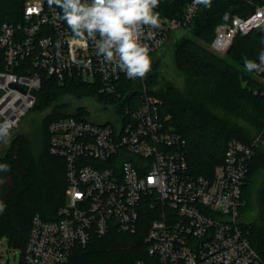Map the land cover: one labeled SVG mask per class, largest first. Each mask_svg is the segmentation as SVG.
<instances>
[{
	"label": "built area",
	"instance_id": "built-area-1",
	"mask_svg": "<svg viewBox=\"0 0 264 264\" xmlns=\"http://www.w3.org/2000/svg\"><path fill=\"white\" fill-rule=\"evenodd\" d=\"M246 1L250 12L217 25L214 53L225 56L238 35L264 27V2ZM200 6L189 0L180 17L160 15L155 38L142 40L150 53L172 30L188 28ZM59 12L48 0H22L14 19L0 24V123L14 122L11 132L35 106L44 76L76 78L106 95H120L121 79H130L97 55L94 41L76 37ZM255 73L264 82V72ZM139 89L141 104L123 113L119 96L106 100L115 122L70 115L49 124L50 152L66 160V200L54 220L34 215L21 264H74L94 237L115 229L136 234L141 225L149 258L131 264H264L240 212L259 137L252 144L231 140L212 177L197 175L186 140L159 115L162 100L143 80Z\"/></svg>",
	"mask_w": 264,
	"mask_h": 264
},
{
	"label": "trees",
	"instance_id": "trees-1",
	"mask_svg": "<svg viewBox=\"0 0 264 264\" xmlns=\"http://www.w3.org/2000/svg\"><path fill=\"white\" fill-rule=\"evenodd\" d=\"M188 1L160 0L154 11L180 17ZM21 6L22 0H0V24L13 20V13ZM252 9L246 0H212L210 9L201 5L188 27L191 35L175 42V62L188 78L185 88L180 90L166 83L153 90L151 85L158 84L154 75L147 77L145 84L151 94L162 100L159 115L168 117V125L186 140V157L197 175L212 177L216 167L223 163L231 140L252 144L259 137L242 188L240 212L251 244L264 260V82L255 72L248 73L244 68V58L259 63V53L264 50V27L238 35L225 56L203 44L213 41L219 23ZM121 81L120 95H106L76 78L59 82L55 77H43L32 110L48 111L42 115L37 132L33 136L18 132L8 149L1 147L4 153H0V164L9 165L10 171H0V179L5 180L0 184V201L6 204L5 211L0 213V238L7 236L10 245L24 250L34 215L54 220L65 203L66 160L50 152L49 124L64 116L84 118L89 116V110L79 106L77 112H67L66 103L60 98L93 95L100 101H114L119 96V112L123 113L126 105L137 108L142 100L141 80L123 77ZM239 119L253 124L260 135L249 132L237 122ZM251 212L255 214L249 219ZM146 249L143 234L115 229L78 249L74 264H131L139 256L148 259Z\"/></svg>",
	"mask_w": 264,
	"mask_h": 264
},
{
	"label": "clouds",
	"instance_id": "clouds-1",
	"mask_svg": "<svg viewBox=\"0 0 264 264\" xmlns=\"http://www.w3.org/2000/svg\"><path fill=\"white\" fill-rule=\"evenodd\" d=\"M194 5L211 8L212 0H193ZM160 0H48L49 7L60 10L59 20L82 39L94 41L96 53L130 79H143L151 71V48L142 40H153L155 29L161 27L160 13L154 11ZM147 27L145 33L143 29ZM259 63L244 58L246 72H264V50L259 53ZM14 122L0 123V144L11 141ZM0 171H10L7 164H0ZM5 183L0 179V184ZM6 204L0 201V213Z\"/></svg>",
	"mask_w": 264,
	"mask_h": 264
},
{
	"label": "rangeland",
	"instance_id": "rangeland-1",
	"mask_svg": "<svg viewBox=\"0 0 264 264\" xmlns=\"http://www.w3.org/2000/svg\"><path fill=\"white\" fill-rule=\"evenodd\" d=\"M184 35H191L188 28L180 27L172 30L168 39L166 40L164 46L158 50L150 53L152 60L151 71L147 74V77L154 75L158 79V84L151 85L153 90H158L162 85L166 83L171 84L172 86L183 90L187 82V76L178 68L175 58H174V48L175 42L179 40ZM208 49H211L210 44L203 43ZM146 77V78H147ZM143 80L146 83L145 79ZM148 79V78H147ZM62 102L66 103L67 112H77L79 106H84L89 110V117L96 122H115L116 112L113 108V105L106 100L100 101L96 96L89 95L81 98H76L72 95H64L60 98ZM64 110V111H65ZM48 110H40V112H33L31 110L22 120L21 124L13 130L11 140L13 135L18 132L27 133L30 136H33L37 132L42 115H44ZM239 124L248 129L253 135L259 136L260 132L257 128L247 121L242 119L237 120ZM11 146V141L7 146H3L4 150L8 149ZM2 147V146H1ZM0 147L1 155L3 148ZM264 148V143L262 144ZM67 189V188H66ZM254 212L249 213L248 218L254 216ZM139 233L145 236L146 230L141 225V230ZM22 261V249L9 244V239L7 236H2L0 238V264H21Z\"/></svg>",
	"mask_w": 264,
	"mask_h": 264
}]
</instances>
